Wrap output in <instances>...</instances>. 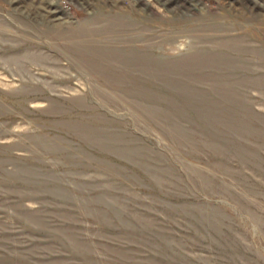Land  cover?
I'll use <instances>...</instances> for the list:
<instances>
[{"label":"rangeland","instance_id":"obj_1","mask_svg":"<svg viewBox=\"0 0 264 264\" xmlns=\"http://www.w3.org/2000/svg\"><path fill=\"white\" fill-rule=\"evenodd\" d=\"M0 264H264V0H0Z\"/></svg>","mask_w":264,"mask_h":264},{"label":"bare ground","instance_id":"obj_2","mask_svg":"<svg viewBox=\"0 0 264 264\" xmlns=\"http://www.w3.org/2000/svg\"><path fill=\"white\" fill-rule=\"evenodd\" d=\"M109 61V60H108ZM92 64V63H91Z\"/></svg>","mask_w":264,"mask_h":264}]
</instances>
